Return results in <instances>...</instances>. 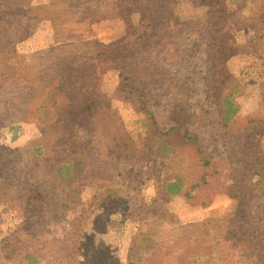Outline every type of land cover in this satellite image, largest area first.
Segmentation results:
<instances>
[{
  "label": "rangeland",
  "instance_id": "1",
  "mask_svg": "<svg viewBox=\"0 0 264 264\" xmlns=\"http://www.w3.org/2000/svg\"><path fill=\"white\" fill-rule=\"evenodd\" d=\"M120 1L0 0V264H202L206 248H220L217 228L239 209L223 194L204 208L163 190L172 171L142 132L144 116L117 92L110 61L140 46L137 30L128 36L132 25L154 27L115 17ZM134 1L124 10L133 12ZM170 3L178 25L168 26L163 47H144L136 57L147 60L145 73L160 66L139 75L147 84L168 73L164 86L149 87L160 127L175 125V108H207L192 130L213 163L240 160L248 142L251 156L264 161V0ZM212 7L222 14L216 22ZM92 66L96 104L106 112L86 127L70 109L58 128L57 80ZM226 103L238 113L228 125L218 116ZM80 149L87 172L76 176L69 162ZM252 183L264 197V180ZM198 223L208 228H187Z\"/></svg>",
  "mask_w": 264,
  "mask_h": 264
},
{
  "label": "trees",
  "instance_id": "2",
  "mask_svg": "<svg viewBox=\"0 0 264 264\" xmlns=\"http://www.w3.org/2000/svg\"><path fill=\"white\" fill-rule=\"evenodd\" d=\"M193 2L197 7H200L204 0H193ZM128 3L130 0H121L116 5L115 17L127 22V17L133 16L140 21L139 25H142V22H147L154 29L144 31L140 26L133 28L132 25L128 36L137 30L140 35V46L132 51L131 56L123 55L121 50L120 53L113 54L110 61L111 65H114V69L119 72L120 83L117 92L128 103H132L136 112L144 116L142 132L154 143L153 149L157 147L155 155L163 158L168 163L169 170L172 171L171 174L167 173L166 178L162 180L163 190L169 195H181L192 206L208 207L212 204L216 194L228 196L238 204L239 209L229 216L223 226L217 228L221 240L217 244L220 248H215L218 252L214 254L211 248H206L204 260L201 263L264 264V202L262 201L264 197L256 193L254 188L257 185L252 183L255 178H258L260 182L264 180L262 157L251 156L252 150L256 151L254 149L255 144L248 142V145L240 153V160H236L234 157L230 164L229 162L225 165L213 163V157L205 151L201 139L192 130V127L205 121L206 114H208L207 108L193 111L185 109L183 106L175 108L173 110L175 125L168 130H163L160 127L157 117L151 111L152 108L149 107V87L164 86L168 80V73L161 75L162 80H154L153 82L156 84H147L143 79L138 78L139 75L146 78L147 73L153 72L155 68L160 70V66L158 63H155L156 65L150 63L151 68L145 73L143 67L147 60L136 57L139 56L144 47H151L152 50L163 47L166 38L170 36L168 26H176L179 21L171 17L170 0H135L131 4L134 8L133 12L124 10V6ZM126 11L129 13L125 16L123 12ZM217 12L216 7H212L210 10L214 22L222 17V14L219 16ZM212 41L215 42L217 39ZM123 43L125 44L126 41ZM130 50L129 48L123 49L124 52ZM153 61L155 62V60ZM161 70L164 69L161 68ZM98 80L93 66L87 69L81 67L77 71L63 72L54 86L56 98L58 96V102L55 103L58 128L66 122V111L70 109L74 114L77 112L82 126L90 127L97 121L100 122L99 116H103L106 111H100L96 104L94 89ZM212 91L215 97L214 104H216L217 97L220 96V89L215 87L212 88ZM237 114L232 105L226 103V107L220 109L218 116L224 124L228 125L236 118ZM242 132L245 135L247 129ZM247 137L253 138L254 136ZM250 145L252 148L249 147ZM86 154L81 149L72 152L73 161L69 162L71 164L70 171L75 172L76 176H82L87 172V165L84 160ZM233 173H235L234 176ZM254 203H257L255 213L261 214V217L256 218L257 216L251 213V210L254 209L251 206ZM207 224H191L187 228L200 233L204 228H208ZM207 236H209L208 232L202 238L203 242L206 241ZM225 245H229V249ZM232 250L236 253L231 254L230 251ZM235 255L240 256L236 260H232ZM88 258L89 256H86V259Z\"/></svg>",
  "mask_w": 264,
  "mask_h": 264
}]
</instances>
